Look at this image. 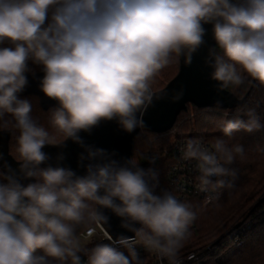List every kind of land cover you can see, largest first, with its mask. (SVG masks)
<instances>
[{
  "label": "clouds",
  "instance_id": "clouds-1",
  "mask_svg": "<svg viewBox=\"0 0 264 264\" xmlns=\"http://www.w3.org/2000/svg\"><path fill=\"white\" fill-rule=\"evenodd\" d=\"M205 25L214 41L205 63L220 89L249 77L264 85V0H0V128L19 131L20 161L0 182V264H84L85 256L86 264H141L137 243L178 264L196 211L168 190L156 192L154 168L117 159L81 133L112 121L127 133L143 127L144 112L163 98L153 88L157 74L174 59L191 64L206 44ZM29 77L55 101L51 131L22 96ZM245 114L218 128L225 136L264 128L255 109ZM66 141L83 148V174L63 164V151L56 163L44 151ZM243 155L242 145L219 138L210 146L188 139L182 152L197 162L201 191L225 186ZM105 210L134 233L112 241L129 255L81 243L79 230L91 236L108 224Z\"/></svg>",
  "mask_w": 264,
  "mask_h": 264
},
{
  "label": "trees",
  "instance_id": "trees-1",
  "mask_svg": "<svg viewBox=\"0 0 264 264\" xmlns=\"http://www.w3.org/2000/svg\"><path fill=\"white\" fill-rule=\"evenodd\" d=\"M180 69V59L173 60L157 74L153 88L155 91L162 89L173 79ZM239 87L229 86L227 90L235 93L239 98L245 97L242 104L233 109L216 107L200 108L195 105L191 114L188 107L179 113L172 129L156 133L141 130L134 138L131 159L141 166L152 167L163 175L168 165L165 151L170 146L171 134L176 131H186L189 135L194 129L198 131H211L212 134L205 138L212 144L217 138L223 139L227 145L240 144L244 148L243 157H237L231 168L235 170L234 177H225L226 188L222 195L215 197L210 203L205 204L199 197H192L188 203L197 213V218L190 229L191 235L183 246H204L203 264H264V128L248 133L244 130L235 131L231 136H225L218 128L221 121L228 119H247L246 111L255 109L262 125H264V85L258 81H248ZM32 104V115L39 119L45 127L49 125V112L40 105V99L34 94L23 96ZM229 114V115H228ZM10 130L9 151L19 161L16 151L19 131ZM63 137H57L60 142ZM143 148L141 153L136 152L137 147ZM150 160L153 161L150 163ZM3 173L0 170V182H3ZM216 178L213 182L215 183ZM241 227L242 246L230 252L225 247H220L219 252L209 249L210 246L227 234L229 231ZM198 244V245H197ZM95 245H90L91 248ZM226 255L220 256L225 253ZM126 254L129 255L128 250ZM141 264H149L142 255L137 253ZM126 255V256H127ZM86 257V256H85ZM84 258V257H82ZM135 264V262H133Z\"/></svg>",
  "mask_w": 264,
  "mask_h": 264
},
{
  "label": "water",
  "instance_id": "water-1",
  "mask_svg": "<svg viewBox=\"0 0 264 264\" xmlns=\"http://www.w3.org/2000/svg\"><path fill=\"white\" fill-rule=\"evenodd\" d=\"M205 27L208 29V34L204 38L206 44L193 54L190 65H186L183 58H180V69L177 75L165 87L157 90L163 93V98L154 101L144 112L143 127H138L134 132L127 133L121 130L115 121L104 122L93 129L90 135L81 133L85 142L104 148L109 153H115L117 159L131 158L134 138L141 130L156 133L169 131L174 126L179 113L186 110L189 104L200 108L216 107L221 109H233L242 104L245 97L239 98L227 89H220V82L214 81L210 77L212 69L205 63V58L208 55L209 47L214 45V41L211 37V26L205 25ZM29 80L30 84L22 93V96L29 94L38 96L40 105L45 110L53 106L55 101L48 100L39 91L38 79L29 77ZM178 94H180V98L174 99ZM10 137V130L0 131V170L3 175L8 174L10 170L18 171L19 169L20 161L16 160L9 151ZM66 143L65 148L47 146L44 151L53 157L52 163H56L57 153L63 151L65 155L63 164L83 174V169L78 168V158L83 148L71 141H66ZM27 182L24 181V183ZM105 214L109 216V222L103 225V228L113 240L121 235L134 236L133 232L121 227L119 217L108 210H105Z\"/></svg>",
  "mask_w": 264,
  "mask_h": 264
},
{
  "label": "built area",
  "instance_id": "built-area-1",
  "mask_svg": "<svg viewBox=\"0 0 264 264\" xmlns=\"http://www.w3.org/2000/svg\"><path fill=\"white\" fill-rule=\"evenodd\" d=\"M188 139H198L205 145H211L204 135L195 134V135H182L176 137L171 141L170 146L165 151V157H168V165L166 167L165 173L162 175L158 173V186L156 192L159 194L162 190H168L172 192L178 199L187 202L194 196L199 197L205 204L210 203L215 197L222 195L226 188L215 189L210 186L208 191H201L198 187L199 181L197 177L200 175L199 171L196 168L195 160H184L182 157V152L185 147L186 141ZM215 177L212 179L214 180ZM193 227V223L190 225V229ZM95 230L93 235L89 236L87 230H79V237L81 243L88 247L90 245H95L97 243L110 244L117 249H120L121 252H124L125 255L127 249L113 244L108 237H111L103 226H94ZM244 230L243 227L240 229H233L217 240L213 246H210L209 249H213L215 252H219L220 247H225L226 250L230 251L240 248L242 246V239L240 235V230ZM99 239V240H98ZM98 240V241H97ZM90 245H89V243ZM136 252L142 255V258L145 259L149 264H168L167 259H162L154 251L146 249L142 244H136ZM204 246H183L177 256L178 264H203L205 258L203 253ZM229 251V252H230ZM84 264H86L87 257L82 258Z\"/></svg>",
  "mask_w": 264,
  "mask_h": 264
},
{
  "label": "rangeland",
  "instance_id": "rangeland-1",
  "mask_svg": "<svg viewBox=\"0 0 264 264\" xmlns=\"http://www.w3.org/2000/svg\"><path fill=\"white\" fill-rule=\"evenodd\" d=\"M188 109H189V111H190V113L191 114H193L194 113V107H193V105H191V104H189L188 105ZM229 115V114H228ZM192 133H194V134H202V135H207V136H209V135H211L212 134V132L211 131H198V130H196V129H194V131L192 132ZM182 135H189V133L188 132H186V131H174V132H172V134H171V140H170V143H171V141H173L176 137H180V136H182ZM59 138H61L60 136H59ZM143 148H141V147H137L136 148V152H138V153H141L143 150H142ZM19 156V155H18ZM156 172H158L157 170H156ZM99 240V239H98ZM97 240V241H98ZM89 243V242H88ZM89 245H90V243H89ZM198 245V244H197ZM200 245V244H199ZM117 250H119L120 251V249H117ZM230 251V249H228V250H226V252H229ZM226 252L225 253H223V254H221L220 256L222 257V256H224V255H226Z\"/></svg>",
  "mask_w": 264,
  "mask_h": 264
}]
</instances>
